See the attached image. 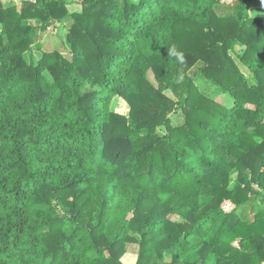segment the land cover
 <instances>
[{
	"label": "trees",
	"instance_id": "obj_1",
	"mask_svg": "<svg viewBox=\"0 0 264 264\" xmlns=\"http://www.w3.org/2000/svg\"><path fill=\"white\" fill-rule=\"evenodd\" d=\"M71 4L0 0V264H264V0Z\"/></svg>",
	"mask_w": 264,
	"mask_h": 264
},
{
	"label": "rangeland",
	"instance_id": "obj_2",
	"mask_svg": "<svg viewBox=\"0 0 264 264\" xmlns=\"http://www.w3.org/2000/svg\"><path fill=\"white\" fill-rule=\"evenodd\" d=\"M73 4H71L70 6L72 7L71 9H74L76 8L75 4L76 2H78V0H70ZM264 9H261V8H253L251 9V12L253 14H257V13H260V12H263ZM2 30V27H1V24H0V31ZM57 32L55 29H51V30H48L47 32H42L40 33L39 37H38V40H37V43L33 46V51L31 53L30 56H28V58L30 57L31 59H35V60H38L40 57H41V49L42 47H46L49 48L50 50H53V49H59L60 51H63L65 52L67 55L69 54V51L67 49H63L61 44H59V40L57 39ZM174 122L175 123H179V116L176 115L175 119H174ZM260 209V205L259 203H256L254 205V207L252 209H250V211H258ZM123 262L125 264H130L129 262H125L123 260ZM134 264V263H133Z\"/></svg>",
	"mask_w": 264,
	"mask_h": 264
},
{
	"label": "crops",
	"instance_id": "obj_3",
	"mask_svg": "<svg viewBox=\"0 0 264 264\" xmlns=\"http://www.w3.org/2000/svg\"><path fill=\"white\" fill-rule=\"evenodd\" d=\"M128 254H136V253H133V252H127V253L123 256V258H124L126 255H128ZM137 260H138V255L136 254V260H135L134 264L137 263Z\"/></svg>",
	"mask_w": 264,
	"mask_h": 264
}]
</instances>
